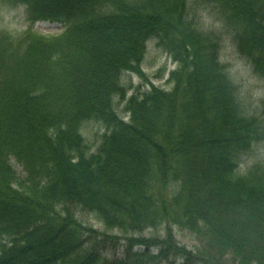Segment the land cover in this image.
I'll return each mask as SVG.
<instances>
[{
  "label": "trees",
  "instance_id": "trees-1",
  "mask_svg": "<svg viewBox=\"0 0 264 264\" xmlns=\"http://www.w3.org/2000/svg\"><path fill=\"white\" fill-rule=\"evenodd\" d=\"M195 1L219 9L264 77V0ZM4 2L64 30L0 32V264H264V165L235 177L264 125L236 102L219 35L190 17V0ZM152 38L178 65L173 87L128 98L122 78H146ZM91 121L107 128L96 152L82 133ZM162 225L164 236L133 235ZM174 225L199 245H181Z\"/></svg>",
  "mask_w": 264,
  "mask_h": 264
},
{
  "label": "rangeland",
  "instance_id": "rangeland-1",
  "mask_svg": "<svg viewBox=\"0 0 264 264\" xmlns=\"http://www.w3.org/2000/svg\"><path fill=\"white\" fill-rule=\"evenodd\" d=\"M4 4L10 5L12 8H16L18 6L15 4H11L9 2H4ZM189 10H190V17L196 18L199 21L201 27L205 31L215 32L216 34H218L220 41L221 39L220 32L213 30L211 27L206 29L204 26L205 13L212 18H218L223 21L219 9H216L214 5H211L209 3H202V2H196L195 0H190ZM30 28H34V30L44 35H57L60 34L61 31L63 30L61 24L57 22L35 21L33 15L30 13V11L26 6L24 7V11H23V19L22 21H20L19 26L17 28L10 29L8 26L4 24L3 18L0 17V32L6 31L10 33L12 36L18 37L24 34ZM225 31L232 33V31L226 25H225ZM248 62L251 67V73L249 74V80H250L249 91H251V89L257 86H264V77L255 73L249 59ZM142 67L146 78L136 74H128V73L125 74L122 78V83L127 90L128 98L133 94L139 93L140 95V93L149 91L151 88V83L165 90L172 89L173 86L169 82V76L171 72L178 67V65L165 52L163 47L159 45L158 40L156 38L150 39L147 43V53ZM257 81H259V85L256 83ZM114 103L118 113L125 120H128L129 116L125 111L127 101H123L120 99V97H116ZM241 105L246 115L258 117V119L264 125V101H262L258 106L254 108L251 107L249 103H241ZM105 132H107V128L99 122L91 121L85 123L82 129V133L85 137L87 144L90 147L91 152L98 151L99 145L102 142L103 134ZM262 148H264V138L256 141L253 144L252 148L248 152L241 154L240 157L246 156V157L255 158L258 155V149H262ZM11 163L14 169L17 171L18 175H20V177H23L24 173L21 165L14 159L11 160ZM263 165H264V159H257L256 163L248 170V172H250L251 169L254 167L263 166ZM239 176L240 175L237 174L235 175V177H239ZM77 217L80 221H82L88 226L93 227L95 230H98L102 234L109 237L120 238L121 239L120 243L122 244L125 243L124 238L127 235H125L122 231H120L117 228L107 230L105 226L102 223H100L94 215L89 213L79 212L77 214ZM166 226L167 225H162L161 227L158 228H150L141 233H134L133 235L146 236V237L157 236V235L164 236L166 234ZM172 229L175 233L178 242L181 245L187 246L191 249L199 245L196 237L190 232L183 230L176 225L172 226ZM1 241L4 242L5 240L0 238V243ZM114 248L115 246L113 244H110L109 249H107L108 256L111 257L114 254H119V253L121 254V252L123 251L121 247L119 248V252L117 253V251L113 250Z\"/></svg>",
  "mask_w": 264,
  "mask_h": 264
},
{
  "label": "clouds",
  "instance_id": "clouds-1",
  "mask_svg": "<svg viewBox=\"0 0 264 264\" xmlns=\"http://www.w3.org/2000/svg\"><path fill=\"white\" fill-rule=\"evenodd\" d=\"M24 5L12 8L8 4L0 3V17L10 29L17 28L23 19ZM205 28L211 27L221 33L217 51V64L221 71L230 80L235 91L233 93L237 103H249L251 107L258 106L264 101V86H257L249 91V74L251 67L248 58L242 55L234 34L225 31L222 20L204 15ZM259 85V81L256 82ZM257 159H264V148L258 149L257 157L241 156L236 162V174L246 175L248 170L256 163Z\"/></svg>",
  "mask_w": 264,
  "mask_h": 264
}]
</instances>
